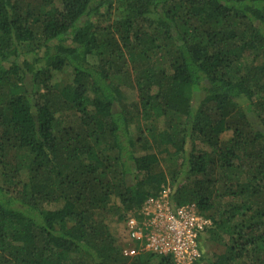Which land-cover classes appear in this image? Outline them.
<instances>
[{
    "label": "trees",
    "instance_id": "obj_1",
    "mask_svg": "<svg viewBox=\"0 0 264 264\" xmlns=\"http://www.w3.org/2000/svg\"><path fill=\"white\" fill-rule=\"evenodd\" d=\"M168 185L264 264V0H0V264H176L111 225Z\"/></svg>",
    "mask_w": 264,
    "mask_h": 264
},
{
    "label": "built area",
    "instance_id": "obj_2",
    "mask_svg": "<svg viewBox=\"0 0 264 264\" xmlns=\"http://www.w3.org/2000/svg\"><path fill=\"white\" fill-rule=\"evenodd\" d=\"M210 224L194 204H174L171 187L166 186L128 217L124 230L128 242L123 254L127 257L143 253L171 255L176 264H194L201 257L199 233Z\"/></svg>",
    "mask_w": 264,
    "mask_h": 264
},
{
    "label": "rangeland",
    "instance_id": "obj_3",
    "mask_svg": "<svg viewBox=\"0 0 264 264\" xmlns=\"http://www.w3.org/2000/svg\"><path fill=\"white\" fill-rule=\"evenodd\" d=\"M96 61V60H95ZM94 60L92 62H95ZM128 90V102H132L133 100H136L137 99V95H136V91H133V90H130V89H127ZM198 96V98H196L197 100H201L202 97H203V93L202 92H199L196 94ZM134 129V127H132ZM203 148L207 149L206 146H204ZM169 186V185H168ZM112 225V228L115 230L114 232L115 235H118L122 238H124L126 236V232H124V229H122L121 225L119 224H111ZM215 250V247H207V251L209 253V255L212 254V252Z\"/></svg>",
    "mask_w": 264,
    "mask_h": 264
}]
</instances>
